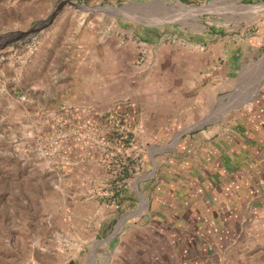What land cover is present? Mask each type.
Listing matches in <instances>:
<instances>
[{"label": "rangeland", "instance_id": "1", "mask_svg": "<svg viewBox=\"0 0 264 264\" xmlns=\"http://www.w3.org/2000/svg\"><path fill=\"white\" fill-rule=\"evenodd\" d=\"M260 16L264 0H0V264L193 255L192 236L185 248L154 236L144 190L192 130L264 89L263 46L227 91L194 100L197 60L212 62L202 31ZM260 239L254 224L220 264H264Z\"/></svg>", "mask_w": 264, "mask_h": 264}, {"label": "crops", "instance_id": "2", "mask_svg": "<svg viewBox=\"0 0 264 264\" xmlns=\"http://www.w3.org/2000/svg\"><path fill=\"white\" fill-rule=\"evenodd\" d=\"M258 20L233 32L202 31L207 39L202 54L204 48L211 51L212 62L204 73L202 60H197L201 63L194 96L197 105L205 104L208 94L212 98L227 91L237 82L240 65L261 54L264 19ZM224 119L225 123L195 133L188 130L196 140L171 149L169 157L155 165L154 184L144 190L150 207L144 214L154 236L161 232L173 247L181 248L188 247L185 241L191 236L197 240L196 252L178 257L180 264L229 261L237 246H245L240 239L251 233L252 225L264 224V89ZM254 244L264 247V239Z\"/></svg>", "mask_w": 264, "mask_h": 264}, {"label": "water", "instance_id": "3", "mask_svg": "<svg viewBox=\"0 0 264 264\" xmlns=\"http://www.w3.org/2000/svg\"><path fill=\"white\" fill-rule=\"evenodd\" d=\"M56 12H57V11H55V12L53 13V15L51 16V18H50L48 21H50V20H52V19L54 18ZM47 23H48V22H47ZM34 31H36V30H34Z\"/></svg>", "mask_w": 264, "mask_h": 264}]
</instances>
